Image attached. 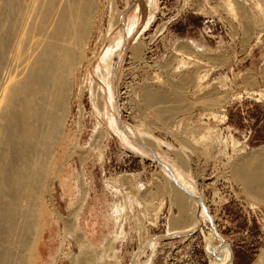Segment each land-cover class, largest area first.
<instances>
[{
	"label": "rangeland",
	"instance_id": "obj_1",
	"mask_svg": "<svg viewBox=\"0 0 264 264\" xmlns=\"http://www.w3.org/2000/svg\"><path fill=\"white\" fill-rule=\"evenodd\" d=\"M102 2L105 30L110 2ZM114 3L122 16L98 44L97 56L124 26H136L119 53L116 75L104 70L107 80L99 82L98 58L77 70L66 128L73 159L63 165L45 205L54 201L63 219L75 214L74 234L81 232L95 254L101 249L100 261L90 264H210L207 250L218 244L217 236L230 244L232 264H251L264 253V185L245 191L236 173L264 146V0H231V10L226 0H153L151 16L147 0ZM134 43L141 46L137 56L130 50ZM190 75L201 78L199 87ZM93 80L99 88L111 85L113 107L107 103L96 112L87 90ZM144 86L164 97L146 104ZM213 97L220 106H211ZM169 164L195 187L194 200L206 211L205 225L190 233L171 234L183 226L176 200L164 188L178 191ZM182 195L187 205L191 199ZM61 223L55 239L45 237L51 251L38 253V264H71L68 258L78 251L73 240L66 256L54 258Z\"/></svg>",
	"mask_w": 264,
	"mask_h": 264
},
{
	"label": "bare ground",
	"instance_id": "obj_2",
	"mask_svg": "<svg viewBox=\"0 0 264 264\" xmlns=\"http://www.w3.org/2000/svg\"><path fill=\"white\" fill-rule=\"evenodd\" d=\"M102 1L0 0V264H38L36 255L51 251L45 237L50 234V240L55 239L53 230L60 222L62 230L54 251L55 259L66 256L63 250L68 247L69 240H73L78 249L68 258L71 264H90L102 258L101 249L95 254L97 252L94 253L84 242L81 232L74 234L73 212L70 218L63 219L54 201L49 200L45 205L46 196L53 200L54 183L58 182L63 165L69 164L73 156L66 152V128L72 112L77 70L83 65L89 68L91 61L98 58L100 64H97L95 78L99 82L107 80L104 70L112 74L114 69L116 75L119 53L136 26L134 21L127 28L124 26L118 40L107 44L97 56L98 44L104 43L106 37L117 29L122 16L114 0H104L110 2V14L103 30L101 21L105 9ZM152 1L147 0L150 16L154 10ZM226 7L232 9L231 0H226ZM96 29L98 34L87 57ZM130 50L137 56L141 46L134 43ZM183 53L176 52L178 56ZM187 78L190 80L189 76ZM194 79L195 88L199 87L201 78ZM91 82L93 84L87 90L96 112L99 113L100 107L107 103L113 107L111 85L99 88L96 81ZM141 94L143 101L150 106L153 99L164 97L147 86L141 89ZM209 100L212 107L220 106L222 102L218 97ZM159 110L163 108L159 107ZM118 133L127 145L143 152L131 142L127 133ZM168 167L173 172V182L179 186H174L178 191L169 184L164 188L175 198L181 214L178 224L183 226L171 234L190 233L198 225H205L206 211L194 200L197 198L195 187L193 189L173 165ZM236 177L243 181L245 191L253 192L254 187L264 185V146L257 147L244 160ZM182 189L188 200L191 199L187 205L182 198ZM259 198L264 200V190L259 191ZM114 239L112 235L110 242ZM216 240L218 244L207 248L210 264H230L228 242L218 236ZM150 242L152 247L153 241H146ZM135 261L132 264H136Z\"/></svg>",
	"mask_w": 264,
	"mask_h": 264
},
{
	"label": "crops",
	"instance_id": "obj_3",
	"mask_svg": "<svg viewBox=\"0 0 264 264\" xmlns=\"http://www.w3.org/2000/svg\"><path fill=\"white\" fill-rule=\"evenodd\" d=\"M229 246H230V244H229ZM233 260H234V256H233V253H231V246H230V264H232ZM251 264H264V253L259 255L256 258V260L254 262H252Z\"/></svg>",
	"mask_w": 264,
	"mask_h": 264
},
{
	"label": "water",
	"instance_id": "obj_4",
	"mask_svg": "<svg viewBox=\"0 0 264 264\" xmlns=\"http://www.w3.org/2000/svg\"><path fill=\"white\" fill-rule=\"evenodd\" d=\"M197 202H198V204H199V200L197 199Z\"/></svg>",
	"mask_w": 264,
	"mask_h": 264
}]
</instances>
